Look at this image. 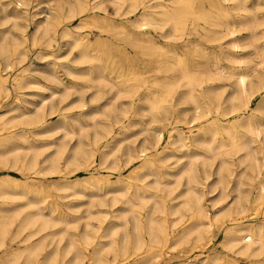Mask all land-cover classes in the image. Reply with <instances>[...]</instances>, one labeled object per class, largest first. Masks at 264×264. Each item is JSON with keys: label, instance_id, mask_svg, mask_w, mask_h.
I'll return each instance as SVG.
<instances>
[{"label": "bare ground", "instance_id": "bare-ground-1", "mask_svg": "<svg viewBox=\"0 0 264 264\" xmlns=\"http://www.w3.org/2000/svg\"><path fill=\"white\" fill-rule=\"evenodd\" d=\"M32 1L0 0V96L15 93V103L0 110V168L19 170L24 177L20 181L8 173L0 176V203L25 200L10 215L9 208L0 206V247L4 250L0 264H84L83 248L94 241L99 228L92 230L90 219L102 223L107 215L103 206L111 211L87 256L89 264L110 260L154 264L152 259L164 247L191 243L206 248L213 221L221 227L225 255L208 248L207 254L176 264H264V0L251 4L249 0H213L203 9L196 8L194 0L153 5L128 0L125 8V0H113L119 15L143 8L129 23L100 15L103 24L98 28L106 32L102 41L114 42L120 50V71L114 75L116 61L90 52L88 32L83 31L89 19L98 20V13L87 12L100 9L101 0H49L54 2L42 11L36 6L38 0L31 5ZM83 14L86 17L69 26V21ZM190 14L204 22L187 23ZM31 23L32 43L51 47L57 42L49 54L66 59L62 72L51 61L42 71L45 82L29 72V65L9 73L24 57L22 44L29 38L25 30ZM190 35L198 39L190 40ZM59 39L66 44H59ZM205 43L215 45L218 52ZM74 48L76 53H72ZM30 85L49 93L36 92L39 102L22 97L28 107L21 105L18 93ZM86 92H90L89 103ZM69 95L72 99L61 105ZM105 97L102 105L96 103ZM73 108L78 110L61 113L56 124H44L47 114ZM14 109L18 112L8 115ZM143 114L148 115L146 120ZM126 118L127 123L118 126ZM165 123L170 128L159 149ZM135 124L140 129L127 136ZM60 130L57 141L40 142L34 137ZM138 135L141 138L136 142ZM130 136L133 140L126 142ZM46 144H54V149L39 164L40 147ZM96 153L101 167H107L105 162L111 157L116 179L90 173L55 185L87 197L80 239L69 234L60 244L63 229L57 227L75 221L53 215L54 204L46 207L47 216L39 205L45 196L37 194L42 187L36 182L64 169L87 170ZM134 160L139 165L123 174ZM204 188L218 189L213 203L230 199L208 213L201 202ZM25 208L30 210L22 214ZM16 220V230L10 233ZM25 229L28 232L21 236ZM8 236L23 245L7 246ZM48 236L57 239L45 249Z\"/></svg>", "mask_w": 264, "mask_h": 264}, {"label": "rangeland", "instance_id": "rangeland-1", "mask_svg": "<svg viewBox=\"0 0 264 264\" xmlns=\"http://www.w3.org/2000/svg\"><path fill=\"white\" fill-rule=\"evenodd\" d=\"M46 1H49V0H38L39 3L37 2L38 5H36V6L39 7L38 9L40 11H42L43 9L46 10L48 3L54 2V1H50V2H46ZM101 1H102V3H101L100 9H98L92 13L87 12L90 15H92L94 13H98L99 15L96 16L98 20L94 21L92 19H89L90 24L88 25V27H85L83 29V31L88 32V39L90 42L88 48H89L90 52L100 54L104 59H107V60L113 59L116 61L112 67L114 69V72L112 74L114 75L120 71V68H118V66L121 64L122 60L119 57H117L120 50H119V48H117L114 45V42L108 43L106 41H102L105 38L106 32H103V31H101L100 28H98L99 26H101L103 24L101 21L100 15L111 17L115 21H122L123 20L124 23H129L130 19L135 17V15H137L143 8L138 7L136 10H134L132 12L119 15L117 13V11L115 10V3L113 0H101ZM143 1H146L145 4H147V5H149V4L153 5L156 2L172 4V2H170L169 0H143ZM212 1L213 0H194L193 4L196 8L203 9V8H207L208 6H210ZM35 2L36 1L33 0L31 5H33ZM248 2H249V4H251L253 2V0H249ZM127 4H128V0H125L122 4V8H125L127 6ZM173 4L176 7L182 6L180 3H173ZM31 5L29 6L30 11L33 10V8H31ZM157 10H158V8H157ZM87 13H85V14L88 15ZM85 14L79 16V18L77 17L74 21L73 20L69 21L68 22V24H70L69 26L70 27L73 26L82 17H86ZM42 15H43V12L39 13L35 17L42 16ZM121 18H124V19H121ZM186 20H187V23H190V22L203 23L204 22V20L202 18L193 17L191 14L189 16H187ZM32 29H33V24L31 23L27 26V28L25 30V32H27V35L29 38L25 43L22 44L23 49H25L24 57H22V61L19 64H17L15 68L11 69L9 73L16 72L17 71L16 68L21 69L22 67L29 65V67L31 69L29 72L32 75H35L41 82H45V80L42 77V71L48 69L51 61L55 60L57 69L62 72L63 70L61 67V63L64 62L66 59H65L64 55H62L58 58H55L53 55L49 54V52L51 50H56V48L58 47L57 42H53L51 47H46L43 42H38L36 44H33L32 40H31V36H30ZM189 39L190 40H196L198 38L194 35H190ZM59 44H66L65 39H59ZM205 44L209 45L210 47H213L215 50L217 49V47L215 45H212L210 43H208V44L205 43ZM94 45H95V47H94ZM37 48H39V49H37ZM128 48H129V46H128ZM39 50L45 51L48 54H38L37 51H39ZM76 51L77 50L74 48L72 50V53H76ZM60 52L62 53L63 49ZM27 53H28V55H27ZM72 55L73 54L68 55V58H70ZM188 60H190V59H188ZM222 61H223L222 64H224V65L228 64L226 61H224V60H222ZM8 82L10 83L9 85L11 86V82H12L11 79H8ZM51 85H52V83H51ZM36 92H41L42 94H48L49 90L48 89H42L41 87L36 86V85H30L28 87L23 88L21 90V92L18 93V96L21 97V99H19V102L21 103V105H25L28 107L31 106L29 103L24 102L22 97H24L25 99H28V100L31 99V100H35V101L39 102L40 101L39 99L41 98V96H40V94H37ZM89 93L90 92H86V96H85L86 97L85 98L86 103H89V97H87V96H89ZM14 95H15V93L13 91H11V93L8 95L0 96V110L1 109L4 110L5 107L10 106L13 103H15V101L13 100ZM72 97H73V95H69L67 97V99H65L63 102H61V105H64L65 103H67L69 100L72 99ZM259 97H260V95H257L256 97L253 98L251 105H250L251 107L255 106ZM106 98L107 97H105L104 99H100L96 103L99 105H102L105 102ZM55 100H56V98H55ZM88 106H89V104H87V107ZM84 107L86 108V106H84ZM76 110H78V108H73V109H68V110L65 109V110L55 111L53 113L47 114L44 118V120H45L44 124L54 125L60 119L61 113L68 114L69 112L76 111ZM17 112H18V110L14 109V110L8 112V115L13 114V113H17ZM143 118L146 120L148 118V115L143 114ZM126 123H127V118L125 120L120 121V123H118V126L121 127L122 125H124ZM167 128H170V127L166 126V123H165L164 124V130H163L164 139L161 140V143H159L157 145V147L159 149H161L162 146L165 145L166 138H167L166 134H167V130H168ZM130 129L131 130H129V132L126 133L127 136L131 135V132H133V131H136V130L138 131L140 129V126L135 124V125L130 126ZM0 132H1V130H0ZM60 132L62 134V131L60 130V131H55V132L48 133V134H37V135H34V137H36L37 140H40V142L42 140H55V141H57V138L59 136L58 134ZM30 135L32 136V133H30ZM121 136L123 137V135H121ZM132 138H133V136L128 137L126 142L132 141L133 140ZM140 138H141V136L138 135L136 142ZM67 145H69V143ZM40 148L41 149L43 148V149L41 150V152L39 153V155L37 157V162L39 164H42V161L45 159V157H47L46 155L54 149V144H52V145L46 144L44 146H41ZM48 150H50V151H48ZM66 155L67 154L65 152L63 154V156H66ZM94 159H95V162H93L92 166L90 168H88L87 170L81 169L82 171L80 170V171L71 172V171H68V169H64V172L61 174H58V175L57 174H46L42 178L43 179L42 183L36 182V184L41 185V187H42L39 190L40 192L37 194L41 195V196H45V198L43 199V201L41 203H39V205L44 207V211L46 209L47 216H50V213L46 207L51 205V204H54L55 209L52 212L53 215H55V216H67L69 218H72L73 221H75V222H73L74 224H71V225L70 224H67V225L62 224L61 226L57 227V228L63 229L62 230L63 231L62 232L63 238H62L60 244H64L66 242V240L69 237V234H72L78 240L80 239V231L83 229V226H84L83 215L85 214L84 212L86 209V206H85V204H83V202L86 201L87 197L86 196H79L78 194L72 193V192H74V189H71V188L59 189V188H56L55 185H57L59 182L63 181L64 179H66V180L82 179L83 177L88 176V174H90V173H94L100 179H105V178H108L110 180L116 179V176H117L116 171L111 168L113 166V164L110 163L112 160L111 157H109L107 159V161L105 162L107 167H101L98 165V162H97L99 159L98 153L95 154ZM134 161L132 163H130L127 166V168L125 167L124 170H122L123 174H126L130 169H133L139 165V163H140L139 160H134ZM59 162H60V165L63 167V163H64L63 158L60 159ZM234 169L237 172L239 170V168L237 166H235ZM6 173L12 175L13 177L17 178L20 181L24 178L23 173L19 170H15V169H11V168H5V167L0 168V176H2L3 174H6ZM45 177H47V178H45ZM210 181H211V179L208 182H210ZM103 182H104V180L101 181L102 185H104ZM77 188H78V186H77ZM217 191H218V189H216L212 192H209L208 189H206V188H204V190H203L201 202L205 205L208 213L212 214L214 212V210H216L220 206L224 205L227 202V200L230 199V196H229L225 199H220V200H217L216 202L213 203L212 198L215 195H217ZM31 194H35V193H31ZM24 202H25L24 199H12V200H9L8 204L0 203V206L4 207V208H9L10 210H8L7 213L10 215V214L14 213V208L17 209V207L21 206ZM80 203H82V204H80ZM100 208L107 210L106 219L102 223H100L96 218L90 219V226H91V224L94 225V226H91V229L95 230L94 227L98 228V226H99V228H98V231L95 233L96 238L94 239V241H92L91 244L86 245L83 248L84 253L86 255V257L84 259V264H89L87 256L90 254L91 249L93 248L95 241L99 237V231L106 227L107 221L109 219L111 208L108 206H103ZM28 210H30V209L25 208L23 210L22 214ZM81 214H83V215H81ZM213 222L215 224L212 223L211 228H210L211 240L208 243L206 248L200 249L198 245L194 246L191 243L176 246L175 248H171V249L169 247H166V248L164 247L162 249V252L156 258L152 259V262L154 264H165V263L166 264H172V263L176 264L180 260L184 261L185 258H189V259L191 258L192 259V258H197V257L203 256L209 252L208 248H213L216 251H222L221 255H225L224 252H226V251H225V249L222 248V245L220 242V240L222 238V234H221L222 230L219 228H221V227H218V224H219L218 221H213ZM17 224H18V220L14 221V223L12 224V226L10 228V233H12L16 230ZM178 226L179 225L176 226L177 228L173 227L174 230L178 229ZM27 232H28V229L23 230L21 233V236L25 235ZM39 234H41V233H39ZM36 236H39V235H36ZM36 236H34L33 239H35ZM56 239H57L56 237L54 239H50V236H48L47 240L45 241V244H44L45 249H49L54 244ZM15 240H10L9 236L5 238V242H6L7 246H10L11 248L20 247L23 245V243L16 242ZM3 251H4L3 248L0 247V255L3 254ZM107 258H108V260H110L111 255L108 254ZM107 264H120V263L117 262V260H112V261L110 260V261H108Z\"/></svg>", "mask_w": 264, "mask_h": 264}]
</instances>
